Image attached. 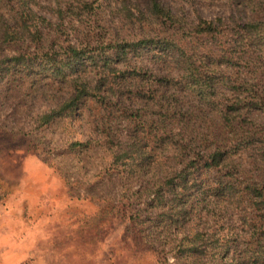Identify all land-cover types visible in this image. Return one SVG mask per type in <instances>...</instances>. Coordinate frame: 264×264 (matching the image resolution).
Returning <instances> with one entry per match:
<instances>
[{
    "label": "rangeland",
    "instance_id": "1",
    "mask_svg": "<svg viewBox=\"0 0 264 264\" xmlns=\"http://www.w3.org/2000/svg\"><path fill=\"white\" fill-rule=\"evenodd\" d=\"M159 1L188 22L248 21L264 9V0ZM149 12V0H0V232L29 233L35 255L21 264H264V217L239 196L246 181L264 184V111L229 125L182 88L171 56L141 45L117 59L113 44L154 35ZM73 49L82 57L69 65ZM23 54L27 63L10 62ZM250 76L264 85L263 73ZM78 79L103 84L102 98L44 122ZM248 132L257 146L241 150ZM217 149L240 168L224 161L180 184L190 159ZM233 181L241 186L221 191Z\"/></svg>",
    "mask_w": 264,
    "mask_h": 264
},
{
    "label": "trees",
    "instance_id": "2",
    "mask_svg": "<svg viewBox=\"0 0 264 264\" xmlns=\"http://www.w3.org/2000/svg\"><path fill=\"white\" fill-rule=\"evenodd\" d=\"M149 10V17L153 21L149 24L158 26L154 35L148 34L136 41L125 40L113 44L112 46L117 48V59L127 60L129 52L137 50L141 45L154 49L160 57L167 59L171 56L177 61V68L182 71L179 75L183 80L179 81L182 88L189 89L199 99L213 106L227 124L231 125L236 120L252 124L250 113L256 109L264 111V85L260 82L262 78L259 76L258 82L250 76L253 72L264 74V9L260 7L256 16L253 12L252 18L248 21L237 22L233 18L231 23H226L222 18L211 20L201 17L197 21L188 22L175 15L159 0H149ZM143 14L145 16V13ZM80 53L73 49L68 64H77L76 61L82 57ZM28 59L23 54L11 57L10 62L21 64L27 63ZM3 65L5 66L6 62H3ZM109 66H111L109 72L115 73L114 67L111 64ZM236 67L243 68L237 78L234 77L235 73L237 74ZM60 72L61 70L56 71ZM161 78L167 81L165 76ZM221 84L233 91L230 98L224 99L226 94L221 91ZM103 88V84L91 85L78 79L74 84L75 95L53 113L45 114L43 121L48 122L74 110L77 102L83 97L102 98L100 94ZM250 133H246L245 139L238 143L237 147L241 150L247 149L250 145L257 146L249 136ZM261 140L258 152L264 161V139ZM228 152L225 149H217L207 156L199 155L190 159L177 175L181 179L180 184L187 186L191 174L200 172L202 168H219L224 161L229 169L240 168V165H235L231 156H226ZM194 182L198 184L197 181ZM166 184L170 191L175 192L177 186L175 177L169 178ZM240 186V183L233 181L221 188V191L224 188L232 191ZM245 191L253 198L252 202L257 205L260 215L264 217V184L261 186L246 181V187L240 191L239 196L244 197ZM194 244L192 250H199V246ZM260 258V254L255 256L257 262Z\"/></svg>",
    "mask_w": 264,
    "mask_h": 264
},
{
    "label": "crops",
    "instance_id": "3",
    "mask_svg": "<svg viewBox=\"0 0 264 264\" xmlns=\"http://www.w3.org/2000/svg\"><path fill=\"white\" fill-rule=\"evenodd\" d=\"M8 204L10 205L9 218H14L17 206L14 193L9 196ZM28 235L29 233L25 237H21L14 231L13 226L11 232L5 234L0 232V264H21L27 256L35 255L29 250L31 247L26 246L27 241H31L30 238H27ZM29 245L35 246L36 239Z\"/></svg>",
    "mask_w": 264,
    "mask_h": 264
}]
</instances>
